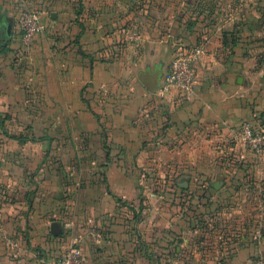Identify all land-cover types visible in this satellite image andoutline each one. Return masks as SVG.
<instances>
[{"label":"crops","instance_id":"0c3cea01","mask_svg":"<svg viewBox=\"0 0 264 264\" xmlns=\"http://www.w3.org/2000/svg\"><path fill=\"white\" fill-rule=\"evenodd\" d=\"M12 2L0 0V116L8 117L10 133L24 138L0 139V197L5 198L0 201V264H41V254L59 255L74 235L83 264H264L256 263L258 258L264 262V154H254L237 139L219 141L227 155L195 154L191 145L182 155L162 154L168 152L169 130L180 123L188 129L214 125L232 136L229 127L236 128L241 119L256 113L264 118V60L254 66L255 46H240L237 37L234 44L223 43L220 36L232 27L221 23L183 27L182 12L173 11L168 0H31L40 10L41 28L32 44L38 56L13 59V46L5 43L11 36ZM92 9L99 10L96 17H106V44L98 38ZM127 20L138 26L132 44L118 39ZM198 39L204 46L193 65L191 95H160L175 43ZM96 46H107L110 55L96 62ZM95 114L106 123L105 143L98 139ZM80 132L87 141H79ZM150 142L160 154L147 153ZM212 142L200 140L210 148ZM79 143L87 161L106 164L103 183L78 188L75 180L84 175L75 171L67 182L61 163L79 160ZM175 156L182 162L217 163L208 174L222 182L202 185L198 194L204 200L195 208L207 223L204 237L196 235L194 218L182 221L184 215L168 204L141 205V165ZM243 173L246 187L231 186L232 179L244 180ZM186 175L183 191L189 192ZM258 195L261 202L255 200ZM255 210L261 211L259 220L251 213ZM52 220L60 221L59 234L51 233ZM209 221L218 231L214 243L207 238ZM88 227L102 232L98 243L85 236Z\"/></svg>","mask_w":264,"mask_h":264},{"label":"rangeland","instance_id":"374dc122","mask_svg":"<svg viewBox=\"0 0 264 264\" xmlns=\"http://www.w3.org/2000/svg\"><path fill=\"white\" fill-rule=\"evenodd\" d=\"M31 0H14L12 2V19H11V36L8 41L6 40L5 43H9L11 46H13V59H32L37 58L38 55H34L32 52V44H33V38L29 45H23L18 37V26H17V17L22 9L26 8H33L38 10V13H40L39 8L37 7V3L34 4L33 2H30ZM37 1V0H33ZM91 2V0H89ZM98 1H106V0H98ZM132 1V0H127ZM171 3V6L173 8V11H181L183 16V27L186 26L191 21V27H197V28H203L204 26L208 25L209 23H221L224 24V27L230 28L235 23L234 28V34H228V35H221V41L223 43H230L231 37L236 36L237 32V38L240 40L241 45L240 46H255V50L252 52L254 62L256 61L255 65L262 62L264 60V0H194L193 4H188L184 0H168ZM82 7V6H81ZM89 11V10H88ZM99 10L92 9L89 11L93 18L92 22L97 27V31L99 35L98 37L100 42L102 44H106V34H110L109 30L106 32V17L102 14L100 17H96V12ZM46 22H49V16L46 15ZM108 22H115L117 23V20L107 18ZM121 24V23H120ZM123 28H119L118 31H120L119 40H121V43L128 42L129 44L134 42L136 38L139 36L138 26L132 21L127 20L126 25L122 26ZM236 30V31H235ZM211 32V31H210ZM108 34V35H109ZM35 35V34H34ZM50 39L48 40L53 42L55 39L54 34L49 35ZM183 46L186 48H190L191 46H204L203 43L200 42V39H198L195 44H189V45H181V42L175 43L174 46ZM53 47V46H52ZM119 49V47L117 48ZM203 49V47H202ZM110 50H108L107 46H96V50L94 52V58L96 62L102 61L106 59V56L110 55ZM109 53V54H108ZM114 53H117L116 51ZM262 66V65H261ZM104 86L102 87L103 90ZM176 102L181 101V99L176 98ZM97 106V105H96ZM101 106H97L96 110L101 109ZM101 114H95L97 125L100 127V133L98 136V139L102 142H106V131L104 130V125L106 126V123H104V120L100 116ZM2 117L1 124H0V139L5 138H11L5 134L4 131L10 133L8 131V128L5 126L9 122L7 121L8 117L0 116ZM7 117V118H6ZM12 119V118H11ZM242 121L245 120L249 123H251L253 126H262L261 124H264V118L261 116V114L256 113L255 116H253L250 119H241ZM240 120V121H241ZM238 121V123L240 122ZM23 123H19V125H22ZM18 125V124H17ZM183 124L180 123L179 125H176V128L173 130H169V137H167V145L165 148V151L162 154L170 155L173 151L177 155H182L184 153V147L187 145H191V150L195 154H205L207 153H214L220 155H227L228 152H225V146H220L219 141L225 140V141H232L235 140L231 135L225 134L222 132V130L218 127H215L214 125H203L201 126H195L193 129H188L186 126H182ZM264 128V127H263ZM232 130L229 127V133H231ZM13 134V133H10ZM15 135V134H13ZM18 135V134H16ZM21 135V134H19ZM24 137V136H23ZM89 138L88 135L85 133L80 132L79 133V141L84 142L87 141ZM202 139H208L211 140L213 147H206L205 144L200 143V140ZM7 140V139H5ZM149 142V141H148ZM81 145H84L83 143H79V149L81 156L79 157V160L71 163H61L60 170L63 171L65 174L64 176L68 179L67 182H69L70 177L72 178V174L74 176V171L80 174L83 173L84 177H79L75 180L77 187L82 188L86 185H90V183L94 182H101L103 183L105 179L102 178L101 172H104L103 166L106 165L105 163H95L91 161H87L86 157L82 150L84 149L81 147ZM86 145V144H85ZM12 149V147L10 148ZM170 149V150H168ZM145 150L148 154H160V149L157 146H154L153 143H147ZM209 150H211L209 152ZM230 150V149H229ZM228 150V151H229ZM181 159H178L177 156H175L172 160L169 162L167 161H159L157 163H145L141 165L139 169L140 176L138 177V187L140 188V202L141 205H146L147 203L155 202L159 204L166 205L173 207L174 209H177L175 212L178 214H182V221L186 220L187 217L191 219L196 218V220H200V218L203 220V217H199L198 215V208L196 204L203 202L202 196H199L200 187L202 185H207L209 180H211L213 177H211V174H208L211 172L212 168L217 163H208L207 161H202V159H198L197 161L192 162H182ZM231 162V160H228ZM72 172V174L70 173ZM182 173H186L190 175L189 178V192L180 190L178 186L175 185L174 180L175 178ZM244 180L239 179L238 181L232 179L231 186H243L246 187L247 183L249 182L247 179V175L243 173ZM211 178V179H210ZM233 178L230 176L228 181ZM66 180H63L65 182ZM214 178L211 180L213 181ZM31 181V180H30ZM34 183V181H33ZM231 183V181H230ZM2 185H0V193L2 191ZM207 191L209 192H215L210 188H207ZM22 193V192H21ZM24 195V193L22 194ZM211 195V194H210ZM213 196L218 198V196L213 194ZM242 196V195H241ZM240 196V197H241ZM151 197H154V199H151ZM247 197V195H245ZM244 197V199H246ZM260 197V198H259ZM25 198V197H24ZM201 198V199H200ZM256 201L261 202V198L263 196H255ZM1 199H5L2 196ZM251 201V200H250ZM193 206L187 212V206ZM185 207V211H183L182 208ZM254 214L255 219L258 218V220L261 218V211L255 210L251 212ZM243 213L239 212V216H241ZM214 215V213H213ZM214 218V216H211L210 218ZM257 217V218H256ZM180 218V217H179ZM198 220V221H199ZM195 222V220H193ZM210 222V221H209ZM198 224V223H197ZM201 225V226H200ZM205 225L198 224V227L196 229V235H201L204 237V230ZM213 222L207 227V238L211 243H214L216 241L217 237V230L214 229ZM88 229V228H87ZM86 229V230H87ZM85 230V231H86ZM99 231V239L100 234L102 235V232ZM99 239L97 242H99Z\"/></svg>","mask_w":264,"mask_h":264},{"label":"built area","instance_id":"2783aa9c","mask_svg":"<svg viewBox=\"0 0 264 264\" xmlns=\"http://www.w3.org/2000/svg\"><path fill=\"white\" fill-rule=\"evenodd\" d=\"M17 26L20 42L23 45H29L34 33L41 28L38 10L33 8L22 9L17 17ZM201 51L202 46L199 45L190 48L177 46L174 49L168 68L158 87L160 95L170 91H174L181 99L191 95L194 79L193 65ZM263 127V125L253 126L243 120L236 128L232 129V136L247 145L254 154H264ZM85 236L95 243L99 239V231L96 228L88 227ZM39 258L41 264H83L78 236H72L59 255L46 257L41 254ZM256 263L264 262L258 258Z\"/></svg>","mask_w":264,"mask_h":264},{"label":"water","instance_id":"95a60500","mask_svg":"<svg viewBox=\"0 0 264 264\" xmlns=\"http://www.w3.org/2000/svg\"><path fill=\"white\" fill-rule=\"evenodd\" d=\"M222 182V178L217 176L211 181L213 187H218ZM174 183L179 188L185 189L188 186V175L181 174L177 176L174 180ZM49 229L52 234H59L61 232V223L58 220H52L49 224Z\"/></svg>","mask_w":264,"mask_h":264},{"label":"trees","instance_id":"16d2710c","mask_svg":"<svg viewBox=\"0 0 264 264\" xmlns=\"http://www.w3.org/2000/svg\"><path fill=\"white\" fill-rule=\"evenodd\" d=\"M191 23V21L188 23V25H191L190 24ZM233 26H235V23L233 24ZM232 26V28L231 29H229V30H227V31H224V32H228L229 34H234V27ZM236 31V30H235ZM5 35L3 34L2 35V37H4ZM235 39H236V36H232L231 37V43H235ZM1 120H2V117L0 118V122H1ZM1 124V123H0ZM261 125H263L264 126V124H261ZM5 132V134L7 135V136H9V137H11V138H16V139H23L24 137L22 136V135H13V134H10V133H8V132H6V131H4ZM207 187H211L212 185L210 184V183H207V185H206ZM181 190V189H180ZM194 220H195V222H196V224L198 223V224H207L206 223V220L205 219H201L200 218V220L198 221V220H196V218H194ZM212 222H209V225L211 224ZM213 225H215V223L213 222ZM201 226V225H200ZM214 229H216V228H214Z\"/></svg>","mask_w":264,"mask_h":264},{"label":"flooded vegetation","instance_id":"af4514ba","mask_svg":"<svg viewBox=\"0 0 264 264\" xmlns=\"http://www.w3.org/2000/svg\"><path fill=\"white\" fill-rule=\"evenodd\" d=\"M210 184H211V181H210ZM181 190L183 191V189L181 188Z\"/></svg>","mask_w":264,"mask_h":264}]
</instances>
